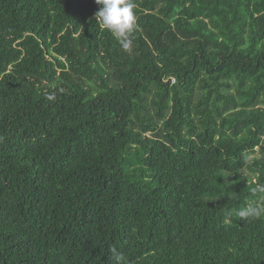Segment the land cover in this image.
Instances as JSON below:
<instances>
[{
    "label": "trees",
    "instance_id": "obj_1",
    "mask_svg": "<svg viewBox=\"0 0 264 264\" xmlns=\"http://www.w3.org/2000/svg\"><path fill=\"white\" fill-rule=\"evenodd\" d=\"M134 3L0 0V264H264V0Z\"/></svg>",
    "mask_w": 264,
    "mask_h": 264
},
{
    "label": "clouds",
    "instance_id": "obj_2",
    "mask_svg": "<svg viewBox=\"0 0 264 264\" xmlns=\"http://www.w3.org/2000/svg\"><path fill=\"white\" fill-rule=\"evenodd\" d=\"M96 3L101 5L96 13L99 26L109 31L122 49L130 53L133 45L132 34L139 29L134 0H96ZM47 99L54 100L55 95H49ZM252 191L264 193V185H258ZM238 215L243 220L259 219L264 216V205L258 203L242 209ZM111 252V259L115 264H122L124 256L115 248Z\"/></svg>",
    "mask_w": 264,
    "mask_h": 264
}]
</instances>
